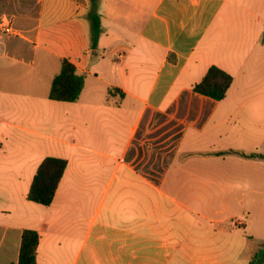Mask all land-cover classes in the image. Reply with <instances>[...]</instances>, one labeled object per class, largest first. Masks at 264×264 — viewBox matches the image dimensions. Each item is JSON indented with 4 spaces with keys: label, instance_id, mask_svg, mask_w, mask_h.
Here are the masks:
<instances>
[{
    "label": "crops",
    "instance_id": "obj_1",
    "mask_svg": "<svg viewBox=\"0 0 264 264\" xmlns=\"http://www.w3.org/2000/svg\"><path fill=\"white\" fill-rule=\"evenodd\" d=\"M86 10L0 0V138L37 142L0 168V264H16L23 229L36 264H250L264 158L246 155L264 146L244 129L264 128V90L233 86L264 73V0H99L93 49ZM63 59L84 77L75 102L47 97ZM210 66L232 77L221 100L192 89ZM47 156L66 167L41 206L26 194Z\"/></svg>",
    "mask_w": 264,
    "mask_h": 264
},
{
    "label": "trees",
    "instance_id": "obj_2",
    "mask_svg": "<svg viewBox=\"0 0 264 264\" xmlns=\"http://www.w3.org/2000/svg\"><path fill=\"white\" fill-rule=\"evenodd\" d=\"M99 0H87L85 18L89 25V47L94 48L101 33ZM232 82V77L216 66H210L204 76L192 87L197 94L213 100H221ZM84 84V77L66 59L61 60L60 69L51 80L48 99L60 102H75L79 98ZM117 89H109V94ZM248 157L260 156L253 152ZM66 167V160L57 157H44L38 164L32 177L26 199L41 206H48L55 194L58 183ZM38 234L31 229L20 233V245L16 264H36ZM264 261V248L258 249L250 264Z\"/></svg>",
    "mask_w": 264,
    "mask_h": 264
},
{
    "label": "rangeland",
    "instance_id": "obj_3",
    "mask_svg": "<svg viewBox=\"0 0 264 264\" xmlns=\"http://www.w3.org/2000/svg\"><path fill=\"white\" fill-rule=\"evenodd\" d=\"M43 83L38 82L31 86V90H34L38 93L42 90ZM13 87L17 90L19 89H25L26 85L20 84V81H13ZM233 87L237 88H246V89H259L264 90V73H256L253 78L251 77H242L239 79L238 82ZM245 101L248 100L249 96L244 95L242 97ZM8 131L11 137H9L7 140H3L0 138V168H9L10 166L13 167V169L20 168L21 165V152L27 151L28 147H32L33 145L36 146L37 142L34 141L33 143H25L23 135H27L26 132L22 131L20 128L17 127H9L4 128ZM245 130V133L247 135L248 140L253 138V142L258 146L262 147L264 145V141L261 140L262 135H264V128H250L247 127ZM48 152V150H46ZM7 158V159H6ZM23 179V178H22ZM11 216L13 215L10 214ZM10 217V216H8ZM264 248V240H254L253 246H252V257L254 254L258 251V249Z\"/></svg>",
    "mask_w": 264,
    "mask_h": 264
},
{
    "label": "built area",
    "instance_id": "obj_4",
    "mask_svg": "<svg viewBox=\"0 0 264 264\" xmlns=\"http://www.w3.org/2000/svg\"><path fill=\"white\" fill-rule=\"evenodd\" d=\"M0 27L3 30L4 33H10L11 32L9 25L7 23L3 22V21H0ZM122 56H123L122 53H118L117 55H115V58L119 59Z\"/></svg>",
    "mask_w": 264,
    "mask_h": 264
}]
</instances>
